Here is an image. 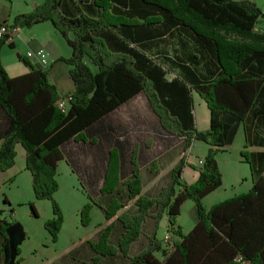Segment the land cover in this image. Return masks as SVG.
Masks as SVG:
<instances>
[{
  "label": "trees",
  "instance_id": "obj_1",
  "mask_svg": "<svg viewBox=\"0 0 264 264\" xmlns=\"http://www.w3.org/2000/svg\"><path fill=\"white\" fill-rule=\"evenodd\" d=\"M262 20L264 12L252 0H44L14 18L15 27L21 21L28 27L50 21L72 48L70 57L60 59L71 66L74 90L62 97L49 70L36 68L19 53L30 71L11 77L1 51L5 44L15 47L13 35L0 39V116L8 120L0 132V171L16 164L21 144L35 197L53 204L54 216L45 222L53 241L63 224L54 199L62 146L87 141V128L143 92L163 129L183 139L180 158L170 179L148 196L137 161L132 160V175L122 181L118 154L110 153L101 189L110 195L102 206L108 224L90 241L94 263L122 254L127 264H237L238 257L264 264V150L254 149L264 148V30L257 29ZM175 36L185 41L169 51ZM194 91L210 110L206 130L196 126ZM63 98H70L66 111L58 106ZM241 126V158L250 166L253 185L207 209L204 197L223 183L217 155L232 145ZM196 140L209 150L197 181L189 184L182 173ZM190 199L198 222L185 233L177 218ZM127 201L137 207L135 212L124 210ZM30 206L38 215L34 203ZM92 207L89 201L81 209L84 226L90 224ZM165 214L171 234L166 245L156 236ZM15 222L0 218L1 264H11L7 228ZM117 227L122 231L114 244L111 235ZM141 237L145 243L132 253ZM20 254L19 246L13 264H20Z\"/></svg>",
  "mask_w": 264,
  "mask_h": 264
},
{
  "label": "crops",
  "instance_id": "obj_2",
  "mask_svg": "<svg viewBox=\"0 0 264 264\" xmlns=\"http://www.w3.org/2000/svg\"><path fill=\"white\" fill-rule=\"evenodd\" d=\"M252 1L256 2L264 12V0ZM41 3H43L41 0L25 1L26 6L23 9H20L22 11H19L17 15L31 12ZM14 6V0H11L10 3L5 0H0V20H10L14 14ZM43 23L44 26L41 29H44V31L38 34H33L32 31L36 29V26L27 28L24 21H21L11 40L15 44L14 49L19 54L22 45L28 47L27 53H36L40 50L43 51V55L47 59V64L41 63L39 59L40 56L28 57L26 55V57L30 59L36 68L49 70L50 82L56 86L58 93L63 97L74 90V83L70 76L71 66L60 58L70 57L72 55V48L50 21H45ZM257 29L264 30V20L258 24ZM180 39L185 41L183 36H175L172 38L171 41H173V44L168 45L167 49L171 51L173 48H177ZM7 45L8 44L4 45L2 48L1 60L8 74L11 77H16L28 73L30 67L21 66L22 62L20 59L19 62L12 60L6 64L4 63L3 56L4 53L8 51L6 48ZM190 46H193L192 42H190ZM179 53L181 54L180 51ZM173 76L174 73L168 75L169 78H172ZM193 101L195 106L197 103V108L193 109L194 116L196 112V126L199 130H206L208 127L200 129V117L197 115V109L200 110L201 108L202 114L204 111V118L205 114L207 116V113H209V119L207 116L205 120H207V122L209 121L210 124V110L209 112H205V107L208 108L207 103L195 91L193 92ZM7 121L6 116H0V132L5 128ZM84 135L87 138V141L70 140L62 146L64 158L58 163L57 174L61 169L69 175L77 178L81 185V189L87 197V200H85L86 203L92 201V211L98 214V218H101V221L93 226H88L87 235H84L83 237H75L72 239V243H69L67 246L60 249H57V242L55 243V241H53L51 234L46 229L48 235L44 234L40 244L36 242V244H33L32 246L21 249L20 264H127V259L122 254L105 256L102 257L99 262L94 263L93 259L96 257V253L90 245V241H95L103 228L108 224L102 206L107 204L110 195L102 194L101 189L104 185L110 153L116 152L118 154L122 181L128 179L132 175V169L134 166L132 160L135 159L140 168V174L143 180V193L148 196H155L161 186L170 179L171 169L178 162L183 145L182 138L171 135L163 129L158 116L151 109L147 96L143 92H140L113 112L95 122L87 128ZM198 145L199 144H195V141L192 143L190 155L188 156L189 164L184 167L182 173V179L189 184L197 181L199 177V168L203 165L204 158L207 155L206 149H204L202 157L195 155L194 152ZM244 145L245 136L241 126L238 129L234 142L228 148H233L235 152L234 154H229L232 156L233 164L235 166L231 172H228L229 174L227 177L220 166L219 157L222 154L217 157L223 175V183L216 190L204 197L203 204L207 209H210L216 203L248 192L251 189L253 185L251 171H248V173H250V178H248L246 162L241 158V150L244 148ZM254 149L264 150V148ZM16 150L17 157L21 154L22 158H25L26 168V152L24 147L21 144H18ZM153 162L156 163L155 171L150 170L152 169ZM15 167L16 164L6 171H0L1 183H5L16 177L19 171H17ZM241 169H244V173L242 174ZM243 174H246L244 176L246 186L240 191H235V186L243 180L241 178ZM229 185L231 187L233 186V192L230 193V195H227L226 188ZM73 189L76 190L77 188L73 186ZM85 201H82L81 204ZM189 203L191 202L188 200L182 205V210L184 207H187L190 214V224H187V229L183 227L185 233L191 231L198 222L196 204L194 202L190 206H187ZM79 208L80 207L76 210V218H79ZM124 210L135 212L137 207L133 202L127 201ZM163 217H165L163 218L165 225H168L167 215L165 214ZM121 231L122 229L117 227L112 232L111 240L114 244L117 242ZM24 232L25 239L23 242L28 238V233L25 230V227ZM143 238L144 241L142 242V245L146 240L145 237H141V239ZM2 241L3 236L0 232V248ZM51 242L53 244H51ZM137 243L139 242H136L133 245L132 253H137L142 247H137ZM156 256L162 258L159 254H156ZM3 260L4 255L0 253V264ZM237 264L254 263L250 260L241 261L240 257H238Z\"/></svg>",
  "mask_w": 264,
  "mask_h": 264
},
{
  "label": "rangeland",
  "instance_id": "obj_3",
  "mask_svg": "<svg viewBox=\"0 0 264 264\" xmlns=\"http://www.w3.org/2000/svg\"><path fill=\"white\" fill-rule=\"evenodd\" d=\"M4 1V0H2ZM6 2H11V0H5ZM15 6H14V14L12 15V18L8 20L10 23H14V18L19 13V11H22L20 9H23L26 4L25 1L29 0H14ZM44 2V0H41ZM42 4V3H41ZM28 13V12H27ZM44 23H38L35 24L36 26L35 30L32 31L34 34H38L44 31V29H41L44 25ZM33 27V26H32ZM27 28H30L27 26ZM6 45V44H5ZM4 47V46H3ZM7 50L4 53L3 59L4 63H8L9 61H17L19 62L18 58V52L14 49L6 46ZM27 49L28 47L26 45H22L20 47V54L26 56L27 55ZM22 62V61H21ZM21 66H27L23 62L21 63ZM197 108L193 104V109ZM209 112V109L205 107V112ZM197 115L200 117V129H204L205 127L209 128L210 124L209 121L207 122L206 117L208 116L209 119V113H207V116L205 114L204 118V111L202 114L201 108L200 110L197 109ZM196 117V112H195ZM195 144H199L195 149V155L202 157L204 153V149H206L207 153L209 150V145L205 143L204 141L196 140ZM182 150V149H181ZM234 154L233 148L227 149L226 151H221L218 153L220 155V166L221 169L224 171L226 177L228 176V172H231L233 167L235 166L233 164L232 156L229 154ZM217 155V157H218ZM247 168L246 172L248 173L249 164L245 163ZM16 170L19 171L14 179L8 180L5 183L0 182V217L4 219L5 217L8 219V221H19L21 222L25 230L28 233V238L23 242V244L20 246L21 249L27 248L29 246H32L33 244L41 243L44 234L48 235V232L45 228V222L52 218L54 216V210H53V204L51 200L48 199H42L39 200L35 197L33 186H32V176L31 172L25 168V158H22V155L19 154V156L16 158ZM244 173V169H241V174ZM246 173V174H247ZM246 174H243L241 177L243 180L239 182L238 185L235 186V191H240L246 186V180H244V176ZM248 178H250V173L247 174ZM230 179V178H229ZM57 180L59 183V188L57 192L54 195V199L59 204V207L61 209L62 215H63V224L62 228L59 232L58 239L55 241L57 242L58 246L57 249L63 248L67 246L69 243H72V239L75 237H83L84 235L88 234V226H93L97 222L101 221V218H98V214L94 211L91 212L92 219L90 221V224L87 226H84L81 223V209L86 204L87 197L83 190L81 189V185L79 184L76 177L69 175L67 172H64V170H59V173L57 174ZM73 186H75L77 189L74 190ZM233 187V186H232ZM230 185L226 188V194L230 195V193L233 192V188ZM82 201H85L83 204ZM188 201V200H187ZM190 206L192 203H194L193 200H189ZM10 203V204H9ZM30 203H34L38 215H35L32 212V208L30 206ZM81 205V206H79ZM79 208L80 213L78 216L79 218H76V210ZM162 217L159 225L157 227L156 236L158 239L162 241L164 245H166V238L170 236L171 234L168 232V225H165L164 220ZM178 224H180L182 227L187 229V224H190V214L189 209L187 207H184L183 210L181 209V213L177 218ZM65 225V226H64ZM150 230V227L147 231ZM166 235V236H165ZM165 236V237H164ZM144 241V238L137 243V247L142 246V242ZM141 242V243H140ZM51 244H53L51 242ZM156 254H161L159 252H156Z\"/></svg>",
  "mask_w": 264,
  "mask_h": 264
},
{
  "label": "built area",
  "instance_id": "obj_4",
  "mask_svg": "<svg viewBox=\"0 0 264 264\" xmlns=\"http://www.w3.org/2000/svg\"><path fill=\"white\" fill-rule=\"evenodd\" d=\"M17 30V27L14 26V24L6 21V20H0V39L4 38L7 35H13ZM28 57H33V56H40V61L43 64H47V59L43 55V51H37L35 52H28L27 53ZM69 100L70 98H63L60 99L58 102V106L63 110L66 111L69 107Z\"/></svg>",
  "mask_w": 264,
  "mask_h": 264
},
{
  "label": "water",
  "instance_id": "obj_5",
  "mask_svg": "<svg viewBox=\"0 0 264 264\" xmlns=\"http://www.w3.org/2000/svg\"><path fill=\"white\" fill-rule=\"evenodd\" d=\"M7 235L9 237L11 264H13L17 256V248L25 239L23 224L19 221L13 223L7 228Z\"/></svg>",
  "mask_w": 264,
  "mask_h": 264
}]
</instances>
